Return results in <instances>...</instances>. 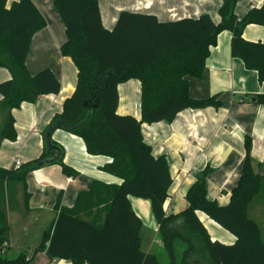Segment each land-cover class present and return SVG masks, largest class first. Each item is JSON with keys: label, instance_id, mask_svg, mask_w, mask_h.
<instances>
[{"label": "trees", "instance_id": "16d2710c", "mask_svg": "<svg viewBox=\"0 0 264 264\" xmlns=\"http://www.w3.org/2000/svg\"><path fill=\"white\" fill-rule=\"evenodd\" d=\"M237 1L223 0L217 24L208 14L160 22L152 14L124 11L114 28L107 30L98 0H53L67 36L60 52L77 68L76 88L64 100L62 112L44 129L41 156L15 170L0 168V264H30L38 252L72 264H164L159 254L142 249L143 223L132 209L130 196L150 201L166 264H264L261 230L248 215L251 203L264 197V166L251 157V138H244L242 174L226 206L207 197L205 181L210 169L205 168L185 195L187 208L167 215L164 204L172 184L168 162L165 156L153 157L141 134L143 123H171L185 109L221 106L217 95L191 98L187 78L203 77L217 35L225 30L232 33V56L257 72L263 91L253 98L264 106V43L242 37L248 25L264 26V3L239 17L234 14ZM45 26V18L31 0H18L10 6L7 0H0V68L11 75L0 83V110L5 112L0 144L16 140L12 110L61 89L50 70L31 75L25 64L32 37ZM132 79L141 85L140 120L117 113L118 86ZM56 129L81 138L88 154L111 158L101 170L122 183L94 181L77 196L73 207L57 203L56 219L42 233L38 247L9 259L4 253L10 237L8 184H22L27 197L26 176L33 170L54 164L64 175L76 176L63 163L62 148L51 139ZM197 211L233 234L236 242L212 241Z\"/></svg>", "mask_w": 264, "mask_h": 264}, {"label": "crops", "instance_id": "0c3cea01", "mask_svg": "<svg viewBox=\"0 0 264 264\" xmlns=\"http://www.w3.org/2000/svg\"><path fill=\"white\" fill-rule=\"evenodd\" d=\"M18 0H7V6ZM46 20V26L32 37L25 64L31 75L50 70L59 80L61 89L55 95L40 96L35 103L24 102L12 110L16 140H4L0 144V168L15 170V161L21 164L37 159L44 150L43 131L56 114L62 112V104L76 88L77 68L69 57L61 55L60 48L67 40L65 26L54 6L53 0H31ZM223 0H98L102 25L112 30L121 12L152 14L160 22L183 18H198L203 14L220 22L218 10ZM264 0H238L234 14L241 17L251 9H258ZM243 39L264 43V26L248 25ZM230 31L217 35L216 45L211 48L205 62L202 78L188 77L189 95L193 99H206L217 95L219 108L185 109L171 123L141 124V134L150 146L154 158L165 156L172 184L164 204L167 215L177 214L188 206L185 195L205 168L207 197L226 206L231 191L236 187L245 156L244 138L252 140L251 157L255 164L264 166V106L256 104L253 96L263 91L257 72L245 68L243 62L231 54ZM10 72L0 68V83L10 79ZM117 113L141 119V85L132 79L118 86ZM2 96L0 95V100ZM5 112L0 110V131ZM51 139L63 151V163L76 172L66 176L59 165H45L26 176V192L20 183H9L7 191V215L10 227L8 246L4 253L15 247L17 241L12 232L13 214L24 210L23 217L32 218L31 226L42 233L54 223L60 207H73L77 196L90 189L94 181L107 185H120L122 179L106 173L101 168L112 160L107 156L87 153L84 141L64 130L56 129ZM22 157V158H19ZM22 159V160H20ZM52 158L49 157L48 161ZM132 209L140 217L142 226V249L146 253L159 254L166 264L162 244L158 239V223L149 200L129 197ZM17 208V212L12 210ZM197 217L212 241L233 245L236 237L219 226L205 213L197 211ZM248 215L255 220L264 241V197L255 199L249 206ZM19 217V213L16 215ZM41 241V238H40ZM39 241V244H40ZM38 244V245H39ZM15 245L23 246L20 241ZM38 247V246H37ZM36 247V248H37ZM35 249V248H34ZM30 264H72L65 259H49L38 252Z\"/></svg>", "mask_w": 264, "mask_h": 264}, {"label": "rangeland", "instance_id": "374dc122", "mask_svg": "<svg viewBox=\"0 0 264 264\" xmlns=\"http://www.w3.org/2000/svg\"><path fill=\"white\" fill-rule=\"evenodd\" d=\"M22 158V157H19ZM22 160V159H20ZM14 211L17 210V208L14 206ZM17 212V211H16ZM19 213V217L16 215ZM24 210H21L20 212H17L13 214L12 220V232H15V235L17 237V241L13 239L15 243L22 242L23 246L15 245L13 248H10L5 254V257L9 259L15 258L20 253H31L34 248H36L39 244L41 234L38 233L39 231H35L36 227H33V230L31 226H34L35 223L32 218L23 217ZM264 220V219H263ZM262 232H264V225L261 224Z\"/></svg>", "mask_w": 264, "mask_h": 264}, {"label": "built area", "instance_id": "2783aa9c", "mask_svg": "<svg viewBox=\"0 0 264 264\" xmlns=\"http://www.w3.org/2000/svg\"><path fill=\"white\" fill-rule=\"evenodd\" d=\"M15 165H16L17 167H19V166L21 165L20 161H19V160H16V161H15ZM7 245H8V244L4 243V247H6Z\"/></svg>", "mask_w": 264, "mask_h": 264}, {"label": "water", "instance_id": "95a60500", "mask_svg": "<svg viewBox=\"0 0 264 264\" xmlns=\"http://www.w3.org/2000/svg\"><path fill=\"white\" fill-rule=\"evenodd\" d=\"M252 101H254V100H252Z\"/></svg>", "mask_w": 264, "mask_h": 264}]
</instances>
